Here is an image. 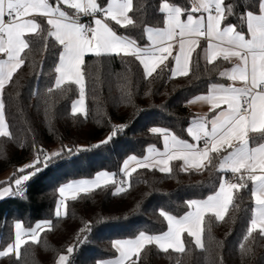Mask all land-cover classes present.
<instances>
[{
	"label": "snow or ice",
	"instance_id": "1",
	"mask_svg": "<svg viewBox=\"0 0 264 264\" xmlns=\"http://www.w3.org/2000/svg\"><path fill=\"white\" fill-rule=\"evenodd\" d=\"M249 5L237 16L235 4L226 0H191L190 7L160 0L157 11L163 14V26H145L143 35L149 43L141 45L130 36L118 34L112 22L123 29L139 27L143 21L138 23L133 17L137 13L143 16L148 8L147 0H107L106 4L98 0H0V137L13 138L6 118L5 90L25 65L34 45H42V50L48 51L49 39L60 51L54 67V84L46 89V95L67 91L69 86L75 85L78 98L71 102V114L85 118L88 115L85 103L87 55L98 60L111 56L132 57L142 67L145 79L152 78L158 69H167L170 58L174 62L171 78L189 76L193 67L199 66L194 53L199 56L197 49L201 40L207 44L202 51L208 65L218 60L236 61L230 69L219 72L220 77L233 83L211 84L207 95L195 97L211 105L212 115L192 119L186 132L193 143L180 139L167 128L152 127L150 132L162 138L164 151L150 145L142 159L129 156L121 169L125 179L116 181L115 173L100 171L92 179L72 180L59 186L57 218L68 214L66 201L69 198L75 201L112 185H118L114 194L123 193L127 190L124 185L130 187L129 179L138 168L158 169L170 175L172 161H182L180 170L186 173L216 167L219 172H230L237 181L221 177L212 195L187 200L185 203L190 210L180 217L161 209L159 214L167 222V231L159 234L140 231L134 239H115L111 246L118 256L98 264H138L141 253L149 246H156L164 253L169 250L185 253L182 238L185 232L193 238L197 248L206 250L203 236L207 226L213 218L224 221L230 209L240 211L237 200L250 184L254 206L243 236L247 243H240L239 248L242 253L250 254L256 238L264 239V0H256L254 6L249 0ZM230 16H237L238 24L229 23ZM85 17H90L91 21L82 22ZM38 18L43 19L46 28ZM237 81L241 86H236ZM46 111H51V105ZM127 127L126 124L114 126L105 139L91 148L107 145ZM89 150L84 146H65L51 153L37 149L32 162L18 168L8 181L0 182V198L23 197L25 183L44 168L65 156ZM214 161H218V165ZM130 162H135V167L130 169ZM5 184L7 186H2ZM232 219L235 221L234 216ZM51 229V220L29 228H25L22 221H15L14 240L0 251V258L14 254L18 259L22 246L39 244L40 234ZM92 230L93 225L86 222L76 236V243L69 245L66 253L58 255L56 264H70V256L87 242Z\"/></svg>",
	"mask_w": 264,
	"mask_h": 264
},
{
	"label": "trees",
	"instance_id": "2",
	"mask_svg": "<svg viewBox=\"0 0 264 264\" xmlns=\"http://www.w3.org/2000/svg\"><path fill=\"white\" fill-rule=\"evenodd\" d=\"M98 2L106 4L107 0ZM170 2L184 7L191 5V0ZM159 3L160 0H147L148 8L143 16L137 13L133 17L138 23L143 21L137 28L123 29L114 22L112 25L117 33L144 45L148 41L143 28L163 26V14L157 11ZM226 3L235 4L237 16L250 7L249 0H226ZM255 3L256 0H251L253 6ZM237 16H230L228 22L238 24ZM38 20L47 27L42 18ZM59 51L51 39L48 51H43L42 45H34L25 65L5 90L6 118L13 138L0 137V177L11 172L1 182L8 181L18 168L32 162L37 149L50 153L56 146H84L90 150L65 156L44 168L26 182L23 197L0 199V251L14 240L15 221H22L26 228L40 220L52 221V229L40 234L39 244L22 246L18 259L12 254L0 258V264H56L58 255L76 243V236L86 222L93 225V230L87 242L74 250L70 264H98L99 260L115 258L118 253L111 246L113 240L134 238L140 231L149 234L167 231V222L159 214L161 209L180 217L189 210L187 200L205 199L218 189L221 177L232 176L230 172L217 171L216 167L186 173L180 170L181 161L171 162L173 173L170 175L158 169L138 168L129 179L130 187L125 186V192L114 194L118 185H112L75 201L69 198L68 214L57 218L59 186L94 177L104 170L114 172L116 177L122 176L123 162L129 156L143 157L148 146H162V138L150 132L152 127L167 128L180 138H188L186 129L196 116L190 101L207 93L211 84L228 83L219 72L233 66V62L222 60L208 65L202 58L200 45L199 56L194 53L199 66L193 67L189 76L171 78L173 61L170 58L167 69H158L152 78L145 79L142 67L132 57L111 56L98 60L87 55L88 115L85 118L71 114V102L78 97L75 85L67 91L46 95V89L54 84ZM48 105L51 111H46ZM123 124L128 127L111 142L91 148L105 139L114 126ZM214 164L218 165V161ZM250 189L251 184L240 193L237 200L240 211L230 209L222 222L211 220L203 236L206 250L197 248L185 232V253L171 250L164 253L156 246H149L141 253L138 264H264V239L256 238L250 254L242 253L239 248L254 206Z\"/></svg>",
	"mask_w": 264,
	"mask_h": 264
},
{
	"label": "crops",
	"instance_id": "3",
	"mask_svg": "<svg viewBox=\"0 0 264 264\" xmlns=\"http://www.w3.org/2000/svg\"><path fill=\"white\" fill-rule=\"evenodd\" d=\"M198 15V14H197ZM82 20H83V18H82ZM83 22V21H82ZM119 34V33H118ZM147 43H149V42H147ZM200 45H201V55H202V58H203V48H205L206 46H207V44H206V41H204V40H201L200 41ZM174 54H175V51H174ZM203 60H204V58H203ZM205 61V60H204ZM206 62V61H205ZM233 65H234V63L236 62L235 61V59H233ZM173 67H174V62H173ZM233 67V66H232ZM231 83H233L232 81H230L229 80V82L228 83H226V84H224V85H229V84H231ZM215 84H223V83H215ZM236 86H241L240 85V82L239 81H237L236 82ZM208 94V92L207 93H205V94H201V95H207ZM198 96H200V95H198ZM197 97V96H196ZM191 101H195V102H191V103H189V105H190V107L195 111V113H196V116H198L199 114H200V112H201V116H203V115H208L209 116V118H211V115H212V113L209 111L210 110V107H211V105L210 104H208V103H205V102H203V101H199V100H195V97L191 100ZM222 107H224L223 105H222ZM190 126V125H189ZM180 138V137H179ZM180 139H184V140H187L189 143H193V140H192V138L189 136L188 138H180ZM156 147V149H158L159 151H161V152H163L164 151V147H163V141H162V146L161 147H157V146H155ZM148 148V147H147ZM148 153H147V151H146V154L145 155H147ZM144 155V156H145ZM143 156V157H144ZM138 159H142L143 157H138V156H136ZM157 159H158V157H157ZM182 162V161H181ZM171 163V162H170ZM183 163V162H182ZM131 167H135V162H130V169H131ZM129 169V170H130ZM105 171V170H104ZM108 172H110V171H108ZM110 173H114V172H110ZM95 177V176H94ZM94 177H91V178H80V179H92V178H94ZM115 177H116V175H115ZM115 177H114V179H115ZM76 180H78V179H76ZM72 181V180H71ZM70 182V181H69ZM235 182H237L236 180H235ZM39 222V221H38Z\"/></svg>",
	"mask_w": 264,
	"mask_h": 264
},
{
	"label": "rangeland",
	"instance_id": "4",
	"mask_svg": "<svg viewBox=\"0 0 264 264\" xmlns=\"http://www.w3.org/2000/svg\"><path fill=\"white\" fill-rule=\"evenodd\" d=\"M78 98V97H77ZM76 98V99H77ZM85 103H86V101H85ZM86 108H87V104H86ZM198 116H201V112H200V114L198 115ZM59 149H61V147L60 146H56V147H54L53 149H52V151L51 152H53V151H57V150H59ZM50 152V153H51ZM10 173L11 172H6V173H4L1 177H0V182L3 180V179H5V178H7V177H9L10 176ZM2 186H7L6 184L5 185H2ZM0 199H2V198H0ZM190 210V209H189ZM188 210V211H189ZM41 221H44V220H40L39 222H41ZM38 223V222H37ZM35 226V225H34ZM33 226V227H34ZM26 228V227H25ZM184 235V234H183ZM135 238V237H134ZM134 238H130V239H134ZM183 238V237H182ZM118 256V255H117ZM112 259H114V258H112ZM102 260H107V259H102ZM102 260H99V261H102Z\"/></svg>",
	"mask_w": 264,
	"mask_h": 264
},
{
	"label": "built area",
	"instance_id": "5",
	"mask_svg": "<svg viewBox=\"0 0 264 264\" xmlns=\"http://www.w3.org/2000/svg\"><path fill=\"white\" fill-rule=\"evenodd\" d=\"M82 21L85 22V23H88V22L91 21V18L90 17H85V18H83ZM201 146H202V142H201ZM123 179H125L124 175H122V176L120 175V176L115 177V180L116 181H120V180H123ZM225 180H230L231 182H235V179L233 178V176H230L228 178H225ZM124 186H126V185H124ZM25 187H26V183L24 185V188Z\"/></svg>",
	"mask_w": 264,
	"mask_h": 264
}]
</instances>
